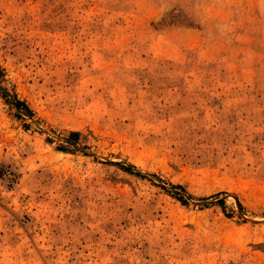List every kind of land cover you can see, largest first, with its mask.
<instances>
[{
    "label": "rangeland",
    "instance_id": "obj_1",
    "mask_svg": "<svg viewBox=\"0 0 264 264\" xmlns=\"http://www.w3.org/2000/svg\"><path fill=\"white\" fill-rule=\"evenodd\" d=\"M0 264H264V0H0Z\"/></svg>",
    "mask_w": 264,
    "mask_h": 264
},
{
    "label": "trees",
    "instance_id": "obj_2",
    "mask_svg": "<svg viewBox=\"0 0 264 264\" xmlns=\"http://www.w3.org/2000/svg\"><path fill=\"white\" fill-rule=\"evenodd\" d=\"M7 95L8 94L3 91L2 96L5 98V97H7ZM13 101H14V104H15L16 108H18V107H26L24 102H22V101L16 100L15 98H13ZM74 135H76V134L75 133H71L70 134V136H74ZM125 169H126V171L129 172L132 168L131 167H127ZM172 189H174V191L176 192L177 196H178V194H177V190L178 189L181 190L183 193H185L181 186H172ZM178 201H180L183 204V200H182L181 197L178 198Z\"/></svg>",
    "mask_w": 264,
    "mask_h": 264
}]
</instances>
